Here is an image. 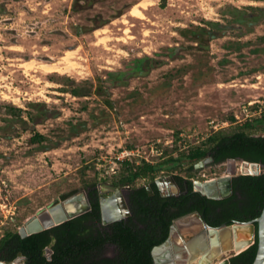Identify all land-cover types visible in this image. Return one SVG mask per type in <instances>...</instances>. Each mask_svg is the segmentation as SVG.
<instances>
[{
    "label": "rangeland",
    "instance_id": "obj_1",
    "mask_svg": "<svg viewBox=\"0 0 264 264\" xmlns=\"http://www.w3.org/2000/svg\"><path fill=\"white\" fill-rule=\"evenodd\" d=\"M263 115L264 0H0V235L114 191L117 157L180 160L155 178L238 176L234 161L189 173L184 155Z\"/></svg>",
    "mask_w": 264,
    "mask_h": 264
},
{
    "label": "trees",
    "instance_id": "obj_2",
    "mask_svg": "<svg viewBox=\"0 0 264 264\" xmlns=\"http://www.w3.org/2000/svg\"><path fill=\"white\" fill-rule=\"evenodd\" d=\"M264 120V115L258 123ZM255 123L245 122L242 128L231 134L217 132L210 136L209 147H197L188 151L184 159L187 172H194V165L210 155L214 163L226 160L257 163L264 170V133L250 134ZM264 130V126H262ZM42 139L35 133L29 143ZM180 160L169 157L159 164L143 162L139 165L125 160L121 163L123 176L117 186H130L128 204L131 217L107 226L100 231L95 227L99 219L97 189L88 191L92 211L69 220L51 229L21 238L17 231L0 235V261L10 263L18 257L25 264H153L151 251L169 236V228L176 218L198 212L213 227L234 221H250L260 216L264 207V173L238 175L232 179L233 194L223 200H210L193 191V182L188 177L173 175L180 188L178 195L162 196L155 185L154 174L160 170L172 171ZM151 177L149 187L131 186L138 179ZM69 195H64L67 198ZM220 208V212L215 210ZM210 209V219L208 211ZM115 246L113 257H103L101 249ZM51 251L47 255V250ZM257 251V242L245 251L230 258V264H252Z\"/></svg>",
    "mask_w": 264,
    "mask_h": 264
},
{
    "label": "water",
    "instance_id": "obj_3",
    "mask_svg": "<svg viewBox=\"0 0 264 264\" xmlns=\"http://www.w3.org/2000/svg\"><path fill=\"white\" fill-rule=\"evenodd\" d=\"M210 161H212V158L203 159L194 165V169L199 170ZM236 162L248 164L246 161ZM250 165L256 167L254 175L264 173L259 164L250 163ZM232 179V176L226 175L208 182L193 181V191L210 200H223L232 193ZM155 185L162 196H169V194L162 193L164 189L168 190L169 185H173L176 188V183L172 176L156 180ZM146 189L150 194L152 193L148 185ZM122 190L123 188L116 189L114 194L108 197L107 202L106 200H100V209L105 224L120 221L124 216L128 215L124 207L123 210L116 207L118 201L121 203L120 194ZM107 207L112 210L113 215L109 219L105 218ZM90 209L91 205L87 194L80 191L40 212L36 217L27 220L19 228L18 233L21 238H26L81 216L90 211ZM188 218H195L200 226L189 230H181L180 233L183 234L187 241L184 242L180 250L184 252L183 254L187 258L177 263V260L181 259V257L174 256V259L171 258L167 249L174 232L178 231V228ZM222 238H228V241L220 244ZM255 242H257V251L252 264H264V207L260 216L253 220L245 222L234 221L231 224L223 223L216 227L210 226L198 212H191L172 221L168 238L152 249L151 257L153 264H193L194 262L197 264H230V258L245 251ZM47 251L51 253L49 249ZM20 260H24V258L18 257L10 263L0 261V264H17ZM21 264H25L24 261Z\"/></svg>",
    "mask_w": 264,
    "mask_h": 264
},
{
    "label": "flooded vegetation",
    "instance_id": "obj_4",
    "mask_svg": "<svg viewBox=\"0 0 264 264\" xmlns=\"http://www.w3.org/2000/svg\"><path fill=\"white\" fill-rule=\"evenodd\" d=\"M206 158H212L210 155H208V156H206L204 159H206ZM203 160V159H202ZM228 161H234V162H236V160H226V161H223V162H219V163H214V160H213V158H212V161H210L209 163H207V164H205L204 166H218V165H221V164H224L225 162H228ZM204 168V167H203ZM203 168H201V169H199V170H202ZM194 171H198V170H195L194 169ZM233 177H235V176H233ZM161 178H166V177H160V178H157L156 180H158V179H161ZM155 180V181H156ZM211 180H214V179H211ZM208 181H210V180H205V181H202V182H208ZM176 183V182H175ZM148 185V184H147ZM146 185V186H147ZM149 186V185H148ZM118 188H123V190H122V192H121V194H120V198H121V203H119V201H118V203L116 204V207L117 208H119L120 210H123V207H124V209H125V212H128V215L127 216H124L123 218H122V220H125V219H128L129 217H131V215H132V213H131V210H130V207H129V204H128V194H129V192H130V190H131V187L130 186H118V187H116L115 188V190L114 191H109V190H100V189H97V192H96V194H95V197H96V200H97V203H98V214H99V219H98V221L95 223V227L96 228H98L100 231H103V229L104 228H106L107 226H109V225H112L113 223H111V224H105L104 223V221H103V216H102V212H101V209H100V200L102 199V200H106V202H107V200H108V197L109 196H111L112 194H114V192L116 191V189H118ZM91 190V189H90ZM159 191V190H158ZM179 192H180V188H179V186L177 185V183H176V192H171V191H169V190H166V189H164V191L162 192L163 194H169V196H173V195H178L179 194ZM159 193H160V191H159ZM161 194V193H160ZM232 194H233V187H232V193H231V195L229 196V197H231L232 196ZM87 197H88V199H89V202H90V205H91V209H90V211H88V212H91L92 211V203H91V199H90V197H89V194L87 193ZM228 197V198H229ZM227 199V198H226ZM109 203V202H108ZM109 207H111V206H109ZM114 209V208H113ZM87 212V213H88ZM209 213H208V217H209V219H210V209H209V211H208ZM215 212L216 213H218V212H220V208H217L216 210H215ZM113 215H112V210L111 209H109L108 207L106 208V210H105V218L106 219H109V218H111ZM121 221V220H120ZM118 222V221H117ZM115 223V222H114ZM223 224V223H222ZM110 249V250H109ZM109 250V251H108ZM101 252H102V256L103 257H113L114 255H115V253H116V249H115V246H113V245H109V244H106L102 249H101ZM111 252V253H110ZM176 253H177V251H174V254H175V257L177 256L176 255ZM175 257H172L173 259L175 258ZM178 257H181V259L179 258L178 260H177V262H181L183 259H184V256H178ZM24 260H20L19 262H23ZM13 262V261H12ZM17 263V264H21V263Z\"/></svg>",
    "mask_w": 264,
    "mask_h": 264
},
{
    "label": "bare ground",
    "instance_id": "obj_5",
    "mask_svg": "<svg viewBox=\"0 0 264 264\" xmlns=\"http://www.w3.org/2000/svg\"><path fill=\"white\" fill-rule=\"evenodd\" d=\"M134 11L136 12V10H134ZM70 56H71V54H67V56L65 58L68 59ZM65 61H67V60H65ZM43 68L46 69L47 73H55V72H59L60 71V69L58 67H55V66L49 67V66L43 65ZM198 226H200V225H199L198 221L195 218H188V219H186L183 222L181 227L178 228V231L174 232V235H173L174 237L172 236L171 242L168 245V249H167L168 250V255H170L171 258L175 256L174 251H177V253H176L177 256H182L183 255L184 259L187 258L183 254L184 252H182L180 250L181 246H183L184 242H186L187 239L184 238L183 234L180 233V232H181V230H189L191 228H197ZM221 240L222 241H221L220 244L226 243L228 241V238H224V239L222 238ZM178 242H180V244H178ZM177 263H179V262H177ZM193 264H197V263L194 262Z\"/></svg>",
    "mask_w": 264,
    "mask_h": 264
},
{
    "label": "built area",
    "instance_id": "obj_6",
    "mask_svg": "<svg viewBox=\"0 0 264 264\" xmlns=\"http://www.w3.org/2000/svg\"><path fill=\"white\" fill-rule=\"evenodd\" d=\"M130 154H127V157L129 156ZM116 163L117 164H120L125 161V160H120L121 158L120 157H117L116 158ZM129 160V159H127ZM256 170V167L255 166H251L250 163L248 162V164H239L236 166V169L235 171H239L240 172V175H254V171ZM193 182V181H192ZM51 253H49L47 251V255H50Z\"/></svg>",
    "mask_w": 264,
    "mask_h": 264
},
{
    "label": "crops",
    "instance_id": "obj_7",
    "mask_svg": "<svg viewBox=\"0 0 264 264\" xmlns=\"http://www.w3.org/2000/svg\"><path fill=\"white\" fill-rule=\"evenodd\" d=\"M178 244H180V242H178Z\"/></svg>",
    "mask_w": 264,
    "mask_h": 264
}]
</instances>
